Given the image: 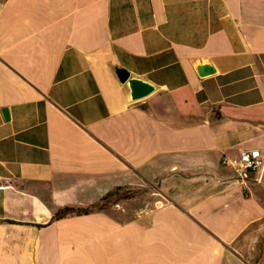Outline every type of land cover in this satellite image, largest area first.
Instances as JSON below:
<instances>
[{
  "label": "crops",
  "instance_id": "0c3cea01",
  "mask_svg": "<svg viewBox=\"0 0 264 264\" xmlns=\"http://www.w3.org/2000/svg\"><path fill=\"white\" fill-rule=\"evenodd\" d=\"M244 148L264 0H0V264H264Z\"/></svg>",
  "mask_w": 264,
  "mask_h": 264
},
{
  "label": "built area",
  "instance_id": "2783aa9c",
  "mask_svg": "<svg viewBox=\"0 0 264 264\" xmlns=\"http://www.w3.org/2000/svg\"><path fill=\"white\" fill-rule=\"evenodd\" d=\"M220 163L223 168L246 178L248 175H259L263 171L264 156L256 148H244L236 155H223Z\"/></svg>",
  "mask_w": 264,
  "mask_h": 264
},
{
  "label": "water",
  "instance_id": "95a60500",
  "mask_svg": "<svg viewBox=\"0 0 264 264\" xmlns=\"http://www.w3.org/2000/svg\"><path fill=\"white\" fill-rule=\"evenodd\" d=\"M204 71H209V69L208 70L204 69ZM117 77L121 83H124L128 79L127 74L122 71L119 72ZM130 87H131V96L133 100H140L146 97L150 93V89L146 87L144 84L139 82H130Z\"/></svg>",
  "mask_w": 264,
  "mask_h": 264
},
{
  "label": "rangeland",
  "instance_id": "374dc122",
  "mask_svg": "<svg viewBox=\"0 0 264 264\" xmlns=\"http://www.w3.org/2000/svg\"><path fill=\"white\" fill-rule=\"evenodd\" d=\"M127 192H122V193H119V192H116L114 195H111V197H108L109 199H105L104 201H103V203L101 204V205H99V206H97V208L98 209H105V208H108L110 205L109 204H112V203H114L115 201V199H119V198H122V197H129V196H131L130 194H126Z\"/></svg>",
  "mask_w": 264,
  "mask_h": 264
},
{
  "label": "trees",
  "instance_id": "16d2710c",
  "mask_svg": "<svg viewBox=\"0 0 264 264\" xmlns=\"http://www.w3.org/2000/svg\"><path fill=\"white\" fill-rule=\"evenodd\" d=\"M79 213H81V212H79V211L76 212V211H73L71 209H64V210L60 211L57 215H55L54 218L58 219V218H62L64 216H66L67 214H79ZM84 213H86V212H84Z\"/></svg>",
  "mask_w": 264,
  "mask_h": 264
}]
</instances>
